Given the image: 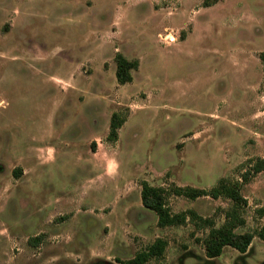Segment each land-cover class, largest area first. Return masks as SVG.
<instances>
[{
    "label": "rangeland",
    "instance_id": "rangeland-1",
    "mask_svg": "<svg viewBox=\"0 0 264 264\" xmlns=\"http://www.w3.org/2000/svg\"><path fill=\"white\" fill-rule=\"evenodd\" d=\"M259 157L264 0H0V264H121L157 238L143 264H264V170L241 179ZM220 179L247 204L171 193ZM144 181L184 222L158 226ZM234 208L247 251L208 258L203 220Z\"/></svg>",
    "mask_w": 264,
    "mask_h": 264
},
{
    "label": "trees",
    "instance_id": "trees-1",
    "mask_svg": "<svg viewBox=\"0 0 264 264\" xmlns=\"http://www.w3.org/2000/svg\"><path fill=\"white\" fill-rule=\"evenodd\" d=\"M215 1V0H214ZM116 70L115 76L119 84H125L131 82V71L138 66V60H130L123 56L121 53L115 54ZM123 120L118 119V115L113 113L110 119L109 134L107 138L109 140H116L117 129L121 126ZM94 144V143H92ZM264 170V158L255 159L242 173L241 179L243 182L247 181L250 176ZM241 183L239 181L228 182L225 179H220L218 183L210 189H202L192 186H179L174 185L171 189V193L176 196H183L189 199H196L201 196H210L213 199L224 197L230 199L235 207L243 206L247 204L246 198L240 191ZM141 201L142 205L155 212L157 215V224L160 227L170 226L174 224H180L184 222L185 213H172L167 207L165 202L166 189L163 187L152 186L146 181L141 184ZM191 217H199L193 211H188ZM258 212L264 214V207L258 209ZM226 222L216 228L213 221L204 219L203 222L210 225L211 229L207 236L203 239V245L205 254L208 258H214L219 256L223 248L230 246L237 251L244 253L247 251L255 234L251 232L237 233L235 228L244 223V219L238 216L236 209H232L226 214ZM259 236L264 238V230L260 231ZM42 239V235L30 237L28 243L31 245L38 244ZM165 241L161 238H157L152 244H150L146 250L139 252L135 257L120 261L121 264H143L151 257L161 256L165 247Z\"/></svg>",
    "mask_w": 264,
    "mask_h": 264
}]
</instances>
